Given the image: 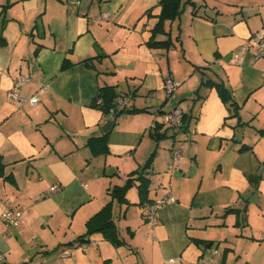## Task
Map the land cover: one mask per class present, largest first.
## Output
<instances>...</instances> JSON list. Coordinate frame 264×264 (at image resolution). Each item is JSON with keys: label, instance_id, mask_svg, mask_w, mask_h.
<instances>
[{"label": "crops", "instance_id": "1", "mask_svg": "<svg viewBox=\"0 0 264 264\" xmlns=\"http://www.w3.org/2000/svg\"><path fill=\"white\" fill-rule=\"evenodd\" d=\"M160 1L0 0V264H264V58L233 61L264 32V0H182L171 48L150 44ZM21 75L23 95L47 88L38 105L10 98ZM102 87L129 99L118 116L95 105ZM173 108L187 116L179 135ZM151 157L149 199H176L156 224L132 187L128 202L112 194ZM7 201L18 226L3 220ZM109 204L121 243L97 231L79 245Z\"/></svg>", "mask_w": 264, "mask_h": 264}, {"label": "trees", "instance_id": "2", "mask_svg": "<svg viewBox=\"0 0 264 264\" xmlns=\"http://www.w3.org/2000/svg\"><path fill=\"white\" fill-rule=\"evenodd\" d=\"M191 1V0H189ZM161 11L157 15L158 20L154 27L152 28V36L150 40L151 46L154 47H166L171 48L175 45L171 35L165 30V24L167 21H175L176 19L180 18L183 12V1L182 0H161ZM148 14H151L148 12ZM196 14V12H195ZM168 35L167 39L160 40L158 39L159 35ZM6 43L5 38L0 35V45H4ZM89 60H87V64L89 67H91V64L88 63ZM207 84H213L206 82ZM217 88L219 89V92L225 99H231V95L222 84H217ZM100 94L97 100L95 101V105L99 107L105 115H110L111 111L114 110V117L118 116L123 111H118L117 103L115 101V96H113V92L110 90L109 87H102L100 89ZM112 93V94H111ZM101 100L100 103H98V100ZM145 109H129L128 112H135V111H142ZM126 111V110H125ZM187 122V116L184 114L183 116V130L184 132L187 130L186 123ZM156 130L154 133V137L157 139H162L163 137L167 136L166 134L159 132V122H156ZM108 134H105L103 137H98L97 139H106ZM152 157L149 159V161L144 165V167L141 170H137L133 173H131V177L127 180L126 184L123 186H116L112 192L113 197L117 198L121 202H128L127 201V192L128 190L133 187L136 184V181H140V184L138 185L139 191L141 196L143 197V201L141 203L146 204L149 202H152L151 199H149V190H150V178L148 177V170L152 166ZM1 163V162H0ZM137 174V177H134ZM88 232L81 236L79 240L81 242H87L85 236L87 234H91L93 232L100 231L102 232L107 238H110L113 242L116 244L121 243V240L119 239L117 230H116V224L115 221L111 217V204H109L103 211L99 212L95 216H93L87 223Z\"/></svg>", "mask_w": 264, "mask_h": 264}, {"label": "built area", "instance_id": "3", "mask_svg": "<svg viewBox=\"0 0 264 264\" xmlns=\"http://www.w3.org/2000/svg\"><path fill=\"white\" fill-rule=\"evenodd\" d=\"M256 48V58H264V32L257 31L253 33L247 41L243 44L241 50L239 52H235L233 54V61L236 63L242 64L245 60L246 55L252 50ZM30 77L27 75H21L14 83L13 88L11 89L9 96L11 99L16 100L20 106H24L27 104L30 105H38L40 102V93H46L48 90L47 88H42L40 93H36L32 96H25L22 94V89L30 82ZM177 84L172 80H168L167 82V91L168 96H171L173 91L175 90ZM129 99L122 97L118 100L117 108L120 105L127 104ZM101 100L98 101L100 103ZM114 114V110L111 111V115ZM183 116L184 112L180 108H173L170 112L165 115V120L168 122L170 127L175 131V135H179L184 133L183 130ZM156 128V123L153 125V128ZM184 149V144L180 143L173 147L172 149V157H173V164L170 166L171 169L176 168L177 166L181 165L182 159V152ZM58 189L57 186H53L51 188L52 191H56ZM176 199L173 195L163 197L157 200H153L152 202L146 203L144 207L145 217L148 221L153 224L157 222V215L159 209L168 203L175 202ZM3 220L6 225L11 228L18 226L21 221V214L17 212L13 205L10 204L9 201L6 202L5 210L2 214ZM79 245L87 246V242H80ZM217 253V251H215ZM64 256L69 255V251H64ZM3 255L0 256V260L3 259ZM174 263H177L178 260L174 259Z\"/></svg>", "mask_w": 264, "mask_h": 264}, {"label": "water", "instance_id": "4", "mask_svg": "<svg viewBox=\"0 0 264 264\" xmlns=\"http://www.w3.org/2000/svg\"><path fill=\"white\" fill-rule=\"evenodd\" d=\"M114 125L115 123L113 120H108L104 126V131L109 132L114 127Z\"/></svg>", "mask_w": 264, "mask_h": 264}, {"label": "rangeland", "instance_id": "5", "mask_svg": "<svg viewBox=\"0 0 264 264\" xmlns=\"http://www.w3.org/2000/svg\"><path fill=\"white\" fill-rule=\"evenodd\" d=\"M188 5H189V4H187V5L185 4V6H188ZM185 6H184V7H185ZM184 7H183V8H184ZM130 190H131V191H130L131 193H132V191H134L135 193H137V195H138L139 197H141V194H140V191H139L138 187L134 186V187H132ZM130 192H129V193H130ZM149 194H150V193H149ZM148 197H149V196H148ZM138 209H140V208H138Z\"/></svg>", "mask_w": 264, "mask_h": 264}]
</instances>
